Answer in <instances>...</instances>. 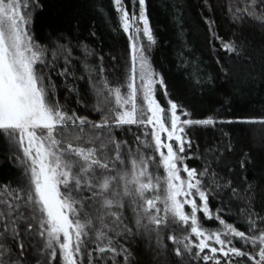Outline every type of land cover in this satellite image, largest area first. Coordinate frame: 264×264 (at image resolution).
<instances>
[{"label":"snow or ice","instance_id":"snow-or-ice-1","mask_svg":"<svg viewBox=\"0 0 264 264\" xmlns=\"http://www.w3.org/2000/svg\"><path fill=\"white\" fill-rule=\"evenodd\" d=\"M111 6L113 31L128 42L123 58L105 54L85 11L62 13L44 43L35 31L44 0H0V140L20 172L0 180V264H138V239L155 241L164 264H264V114H221L264 83V40L257 47L244 34L250 22L264 29V0L225 8L239 27L232 39L202 16L210 52L219 41L227 58L217 55L216 71L197 83L229 86L204 118L155 66L148 0ZM232 207L245 230L222 218ZM201 213L222 230L205 228Z\"/></svg>","mask_w":264,"mask_h":264},{"label":"trees","instance_id":"trees-1","mask_svg":"<svg viewBox=\"0 0 264 264\" xmlns=\"http://www.w3.org/2000/svg\"><path fill=\"white\" fill-rule=\"evenodd\" d=\"M44 2L47 10L37 17L35 26L36 35L41 41L47 43L49 33L55 28L62 27L58 20L62 13L76 9L87 12L86 24L95 23L96 41L103 47L105 54L111 52L117 57H124L128 42L122 31H113L117 18L112 9L111 0H44ZM148 2L150 20L158 38V45L152 53L155 66L158 70H162L173 85L181 93H186L187 98L195 104L194 118H204L213 114L215 109L221 108L224 100L223 93L229 86L223 84L221 79L216 80L215 87H204L197 81H205L208 75L216 71L215 59L217 55L222 60L227 57L222 50H219V41L213 42L218 51L210 52L211 45L205 41L206 28L202 22V16L206 18L211 15L217 21L216 31L218 34L225 40L232 39L233 33L240 34L239 27L233 25L225 8L242 4L243 0H211L216 5L214 13H208L206 9L202 8V0H148ZM94 5L101 8L102 16L96 14L93 9ZM109 14L112 16L111 20L108 19ZM181 15L183 19H180ZM244 29L248 40L259 47L261 41L264 40V29L259 27L258 22H250L244 25ZM85 35H87V31ZM181 52L184 53L183 56L180 55ZM79 55H83L82 50ZM182 59L184 60L183 64H181ZM121 63H123V59H121ZM244 68H247V65H244ZM91 99L93 103L96 102L94 96ZM221 114L225 118L259 117L264 114V83L257 81L256 87L237 96L230 103V110L228 105H224ZM223 129L239 133V128L236 126L230 128L225 125ZM131 135L129 133L128 137L131 138ZM206 135L218 136L220 133L208 130ZM254 156L257 161L261 158L258 151L254 153ZM189 164L192 167L198 166L197 161H190ZM251 171L254 170L250 169ZM19 175L20 172L17 168L5 158V145L0 140V180H14ZM161 175H163L162 169ZM210 203L213 207V216H215L217 201L213 200ZM186 211H190V209H186ZM198 215L202 218V213ZM222 218H225L226 222L238 226L240 230H245L246 218L242 212H238L237 207H232L230 211L223 213ZM201 223L209 231L222 230L223 228L218 222L205 221L203 218ZM168 243L171 242L168 241ZM238 246H240L239 243ZM133 248L135 249L133 260L138 261V264H150V262L151 264H164L166 258L156 254L155 241H152L150 246L146 239H138L133 241ZM167 259L170 260L171 257Z\"/></svg>","mask_w":264,"mask_h":264}]
</instances>
